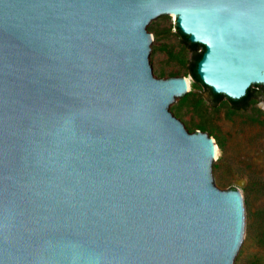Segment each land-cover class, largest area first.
Segmentation results:
<instances>
[{
    "label": "water",
    "instance_id": "95a60500",
    "mask_svg": "<svg viewBox=\"0 0 264 264\" xmlns=\"http://www.w3.org/2000/svg\"><path fill=\"white\" fill-rule=\"evenodd\" d=\"M174 19L221 100L264 85V0H0V264H239L249 208L151 66Z\"/></svg>",
    "mask_w": 264,
    "mask_h": 264
},
{
    "label": "rangeland",
    "instance_id": "374dc122",
    "mask_svg": "<svg viewBox=\"0 0 264 264\" xmlns=\"http://www.w3.org/2000/svg\"><path fill=\"white\" fill-rule=\"evenodd\" d=\"M148 33L156 50L155 77H185L190 94L173 112L189 132L207 133L217 149L214 179L223 190L236 188L249 208L248 244L239 264H264V87L247 104L234 109L225 100L213 102L209 91L187 72L190 58L176 28V19ZM202 48H199L201 50ZM171 54L173 57H171Z\"/></svg>",
    "mask_w": 264,
    "mask_h": 264
},
{
    "label": "trees",
    "instance_id": "16d2710c",
    "mask_svg": "<svg viewBox=\"0 0 264 264\" xmlns=\"http://www.w3.org/2000/svg\"><path fill=\"white\" fill-rule=\"evenodd\" d=\"M176 28H177V31H178V34L180 36V39H181L182 43L185 45L187 51L190 52V58L187 59L186 61L183 58H181L180 56H178V55H176L174 58L177 59L181 63H185L186 64V68H187V72H188V74H190V76L192 77L193 81L195 83L201 84L204 88H206L209 91V93L211 95V100L213 102H218L219 100H221V98L224 95L223 94H220V93L213 92L210 89V87H208L207 85H205L201 81L199 75L196 72V63H197L198 59L201 57V55H202V53L204 51V46L201 45V44H199V43H197V42H191L189 40L188 35L182 33L179 30L177 24H176ZM200 46H202V49L201 50H199ZM171 57H173L172 54H171ZM254 85L255 86H259L261 84H254ZM263 87H264V85H263ZM253 89L254 88L249 87L247 89V91H246V94L243 97L239 98V99H232V98L227 97L229 99L230 103H231L232 108H234V109L241 108V105L238 104L240 100H245V105H246L247 102H248V100L250 99V96L254 92ZM245 105H243L242 107H244Z\"/></svg>",
    "mask_w": 264,
    "mask_h": 264
},
{
    "label": "flooded vegetation",
    "instance_id": "af4514ba",
    "mask_svg": "<svg viewBox=\"0 0 264 264\" xmlns=\"http://www.w3.org/2000/svg\"><path fill=\"white\" fill-rule=\"evenodd\" d=\"M200 48H202V46H200ZM254 94H255V93L253 92V94L250 96V98H251ZM238 104L241 105V106L245 105V100H240Z\"/></svg>",
    "mask_w": 264,
    "mask_h": 264
},
{
    "label": "bare ground",
    "instance_id": "6f19581e",
    "mask_svg": "<svg viewBox=\"0 0 264 264\" xmlns=\"http://www.w3.org/2000/svg\"><path fill=\"white\" fill-rule=\"evenodd\" d=\"M186 80V79H185ZM186 86H188V82H187V80H186Z\"/></svg>",
    "mask_w": 264,
    "mask_h": 264
}]
</instances>
